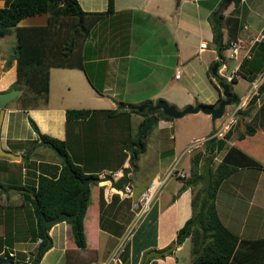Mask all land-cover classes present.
Listing matches in <instances>:
<instances>
[{"label":"crops","instance_id":"obj_1","mask_svg":"<svg viewBox=\"0 0 264 264\" xmlns=\"http://www.w3.org/2000/svg\"><path fill=\"white\" fill-rule=\"evenodd\" d=\"M10 1L11 0H0V7L7 5ZM78 1L81 7L87 11H102L107 7V0ZM244 1L245 0L239 1L242 2V5H235L234 2H230L222 8L225 15H235L238 18L239 26L237 28L236 37L234 38H242L246 42H250L257 30H264V11H260V7H263V3L258 5L256 2H253V5L251 0H248V5L253 7L251 10L256 12L259 18L249 16L248 19L250 22L246 21L245 24L242 23V21L245 18V14L249 13L247 12L248 6L245 5ZM219 2L220 0H114V11L105 14L101 19L103 23L102 27L104 30L106 29L105 33L103 31L101 32L103 36L98 38L87 36L80 44V54L82 62L85 64V70L81 67L51 66L49 70L48 99L45 103L28 108L22 105L10 106V101L6 104L1 126V144L5 148L19 153L20 158L12 159L8 156H0L1 181L13 183L14 181L11 179L15 180L13 177L16 174L13 176V170L17 165H21L20 183L27 185L35 184L38 173L56 175L59 171L61 166L60 161L53 158L44 159L38 157L36 149L39 145L36 143L35 145L31 143L28 146V140L36 139L39 141L38 135L37 138L34 136V129L30 131V134H26L25 131H17L18 133H13L11 135L8 134L13 130L10 127V122L12 123L13 121L11 120L14 116L12 115L13 112H20L22 114L17 113L19 115V118L17 117L20 121L19 123H21L23 119L29 122L28 118L30 116L35 120L41 132L48 133L61 139L65 138L67 132L65 111L66 108L70 107H67L64 101L58 105L49 104L53 76L52 70L54 68L62 69L58 70L55 76L59 78L62 83L64 82L63 79H65L68 89H70V81L76 84L73 87V91H80L81 93H78L79 96L85 94L93 98L97 95L95 96L98 99L96 101L99 102L102 101V99H107L103 100V102L108 104L95 106V108L98 107L100 110L98 112L102 113L103 109L110 106L116 109L117 101L127 102V98H125L124 95L130 92L133 94L142 91L150 93L149 96H143L140 101H137L140 103L144 102L143 104L155 103L159 99H164L176 105L178 108H183L188 104L202 102L198 97L193 101L194 95L186 90H183L180 95L175 97L177 94L172 90L171 84L182 77L181 74L179 77H175V73L180 72L178 68L179 61H184L186 63L188 60L187 54L190 51L191 38H199L202 34L212 41V29L209 15L219 5ZM48 17L49 12H39L22 17L17 24L42 25L47 22ZM98 21H100V19ZM113 23L116 24L117 30L112 32L110 29ZM244 26L245 28L243 29ZM93 28L94 27H92L91 30ZM130 29L134 31L132 36L133 40H131V42V37L126 39L127 31ZM146 31L151 33L147 39L145 38ZM224 34L226 36V27H224ZM7 35H14L16 41L13 28L1 36ZM160 35L162 36L160 37ZM155 37H158L159 40H154L152 43L151 40ZM203 41L207 46L204 37L199 39V44ZM259 42L262 43V41H254L251 44L252 48ZM134 45L137 47V52L132 49ZM199 48L203 49L204 47ZM262 51V49H259L256 55L252 53L249 58L241 56V59H239L238 56L239 69L242 72L241 77L251 79V81L254 80L255 72L253 70L254 67L260 66ZM240 52L243 53L242 50ZM12 55L11 49L8 52L0 46V90L11 88V85L17 78L15 59H11ZM138 57L142 59V62L133 67V58ZM167 57L169 58L168 60H166ZM171 57L176 58L174 65L171 64ZM216 57H219L217 52L215 54V59ZM9 60H11L10 65L7 64ZM217 60L220 61L219 59ZM225 63V69L221 61L216 67V71L221 76H224L223 73H227L231 69L234 60L230 58L227 59L226 57ZM170 68L174 69L173 75L172 73L168 74L167 70ZM128 78L134 80L131 82L136 85V89H129L130 83L127 82ZM137 80L138 82H136ZM262 81L263 80H261V82ZM96 88H98V90ZM217 90L218 94L221 93L220 89L217 88ZM232 93L236 95V93ZM246 94L247 92L243 96ZM218 97L219 96L213 101L207 102L216 104L215 102L218 101ZM247 106L248 103L241 109L247 108ZM262 107H264V103L259 99L255 106V111L251 113L250 116H244L242 112H239V114L236 113L241 127L244 125L243 119L246 118L247 121L255 124L256 131L254 134L245 135L240 139H228L221 150L216 152L214 156L211 155V166L213 161H216V167L223 154L231 145L242 147L241 149L254 156L264 165V111H262ZM154 112L157 114L156 110ZM133 113L134 116L138 117L137 127H139V124L144 122L147 115L145 116L135 111ZM231 114L232 112L227 108L222 116H225L224 120L221 122L222 125L218 130L216 129L215 120L217 118L212 119L210 114L203 111L188 113L185 115L189 116L183 115L180 117H172L171 119L159 117L156 123L153 124V135L151 137L152 141L158 139L157 146L146 140L145 150L139 152L143 154L141 167L146 163L153 164V167L149 170L146 178H144V182L141 183L140 186H137L136 183L130 180V176L132 175L134 177V175L141 174V172H138L140 170L139 164H137V167L133 166L131 170L128 171L129 179L127 182L131 190L129 192H125L124 190L120 193L118 192L120 195L126 196V200L122 205L120 204V208L127 205L130 211L127 212L124 219H121L120 215L117 214V212L120 211L117 205L119 202H122V200L118 199L109 209V214H107L108 219H110L109 221L113 220L114 222L116 221V223L118 222L119 225H117V228H120V233L114 231L116 224L110 222H107L106 228H102L100 225V205L98 206V202V207L88 204L83 218L86 245L84 247H78L74 241L70 223L66 220H60L54 223L48 230L52 244L44 251L38 264H106L109 261V263L112 264V256L119 257L121 264H142L144 261H146L144 264H191L190 235L186 236L181 243L177 244L175 242L178 229L193 216L192 196L200 190L204 184L198 179L202 176L200 175L199 168H197L193 180H190V178L188 179L190 174V156L195 149L204 148L210 135L214 132L216 133V131L218 133L220 130L222 133L225 124L233 123L234 120L230 122ZM113 116L115 115L111 117ZM234 117H236V115L233 116V118ZM82 119L83 118H80L79 120ZM167 127L173 128L175 131L170 134V137L173 139L172 144L168 143V145L165 146L160 135L163 133L162 130ZM19 129H21L20 124L18 130ZM212 129H215V131H212ZM220 135V133L217 134L218 137H220ZM121 137L123 139L127 138L123 137V135ZM251 137H254L253 140H257V142H248L249 140L247 139ZM193 141L195 146L192 147L187 154L189 162L186 165L188 169L185 170L184 164L181 167L186 172V176L184 178L177 175L170 176L174 182H172L169 187L163 188V190L160 189L161 194L158 195V198L153 203L147 216L135 224L131 233L126 237L127 228L134 218V205L140 192L147 186L153 176L164 173L172 162L179 158V152L181 150L183 151L181 155L185 153L188 142L192 145ZM149 143L150 145L151 143L153 144L151 149L153 150L152 152L149 149ZM239 143L242 145L240 146ZM244 143H248L247 146H243ZM123 146V154L116 157L117 159L113 161L115 165L111 168L104 165L101 167V169L104 170L99 169V172H115L116 176H119L121 174V169L124 166L130 165L129 160L131 158V153L128 152L127 147H125V143ZM26 151L30 153V157L27 161H24L22 155ZM111 158L113 157H110V160ZM122 158H124V160L122 164L119 165ZM134 159H136V157H134L133 160ZM204 161L205 159L200 161L202 170ZM93 169L97 168H90V170ZM9 174H12V177H9ZM6 175L7 177H5ZM1 181L0 184L2 183ZM10 187L11 186H0V189L2 188V191H0V237L3 238L0 255L8 257L4 255L5 252H7L9 255L13 256L14 260H18V262L22 263H29L31 257L34 256L39 248L38 244L41 238L37 235V228L35 233L32 232L31 229H29V231L27 229L26 232L24 228V232L18 235L15 225L13 226L12 223L8 225L6 222L3 224V221L6 220L8 216V210L7 206L4 205L1 200L9 202L10 215L14 217H16L14 208L24 203L23 195L19 190L16 189L17 192L11 194L7 193ZM243 189H245V191ZM233 193L239 200L243 198L241 200L246 204V207L244 206L242 214L240 213L241 209L238 211L234 207H229L227 217H221L223 213H221L219 204H223V201L231 198L230 194ZM214 201L218 216L221 217L225 225H231L232 222H235V226H237V221L240 219L239 216L243 215V227L242 224L239 223L237 227L239 229H236L238 235H242V230L247 232L244 226L245 224L248 225L250 230L249 234L251 235L246 233L247 236L244 235L242 237L249 238L264 235L263 167L240 166L231 171V173L218 185L214 195ZM229 202L234 203L235 200L231 199ZM115 208H117L116 214H114ZM224 215L226 214L224 213ZM34 219V224L37 227L36 218ZM11 220L14 221L13 217ZM111 224H113L112 228L114 230H111ZM54 225L61 226L60 229L63 235L59 236L58 233L54 232ZM259 227L262 229H260L258 234L256 233L253 235V230H257ZM114 237L117 239L121 237V242L125 244L126 248L124 253H122L123 249H119V246L115 248L116 242L115 244L112 242ZM172 244H174V247L168 250L167 248ZM241 246L244 247L243 245ZM149 250H157L160 251V253L151 255L147 260H144L145 254Z\"/></svg>","mask_w":264,"mask_h":264},{"label":"trees","instance_id":"obj_2","mask_svg":"<svg viewBox=\"0 0 264 264\" xmlns=\"http://www.w3.org/2000/svg\"><path fill=\"white\" fill-rule=\"evenodd\" d=\"M239 1L240 0H220L219 5L209 15L212 29V41L215 44L216 52L219 56H224L226 54L229 41L236 37L237 28L239 26L237 16L225 15L222 7L230 2H234L235 5H238ZM113 11L114 0H107V7L102 11L84 10L78 0H11L7 5L0 7V36L7 33L12 28L16 35L11 59H15L17 78L11 87H18L16 84L21 86L20 91L22 90L23 94L19 93L16 97H19L22 106L26 108L35 107L47 101L49 70L51 66L81 67L85 70V64L82 62L80 54V44L88 36L91 28L96 21H98V18L103 17L105 14L112 13ZM39 12H49V17L45 24H17L22 17ZM224 27H226V36L224 34ZM55 33L63 34L66 39L60 48L52 50L48 46V41ZM258 46L264 51V42L260 43ZM214 63L218 65V60L215 59L210 64L209 69L212 70V65ZM257 68L258 67H254V70ZM215 74H218V72L216 71ZM218 77L226 83L236 80L235 78L228 80L221 75ZM96 89L98 90V88ZM28 93L29 95H27ZM218 96L217 99L221 97V94L219 93ZM259 99L264 103V79L258 86V93L254 94L249 99L247 108L240 110L244 116L251 115V104L256 103ZM41 100L42 102L40 103L39 101ZM143 103L144 102L132 105L130 110L144 114L145 116L148 115L149 112L143 110L141 107ZM122 104L124 105L125 103L122 102ZM203 104L211 105L212 103ZM260 107L259 110L261 111ZM262 111H264V107H262ZM156 112V120L159 117L172 118V116L165 114L160 108L156 109ZM90 113V108H66L65 116L68 121L71 119L86 118ZM28 119L34 130L38 133L39 141L36 139L31 140L34 145L35 143H45L51 145L59 154L64 153L67 156V161H64L63 158L61 159V166L56 175L38 173L35 184L27 185L19 183L9 185L11 187H16L23 195L24 199L30 200L33 203L37 224V235L41 238L38 244V247H40L44 244L47 237V234L42 231L41 214H44L47 218H52L62 211L72 213L77 207L76 196L81 187V181L88 176L96 177L100 170L98 168L88 170L86 167L84 168V166L74 162L66 149L65 139L41 132L35 120L30 116ZM156 120L153 124L156 123ZM243 123V127L236 130L237 126H240V121L237 120L236 124H232L227 128L223 136H212L206 141L204 148L195 149L191 153L190 169L193 176L197 168L200 169V175L203 174L200 161L205 159L208 154L214 156L216 152L221 150L225 146L227 140L232 137L233 132H237L238 138H242L246 134L251 135L255 133L256 126L254 123L244 119ZM141 125L142 123L139 124L138 131ZM151 126L149 128H151ZM145 134L141 137L142 147H135L133 150L136 153L135 157H137L139 152L145 150L146 143L145 140H143ZM135 140L136 139H132L129 141V149L130 144ZM133 151H131V156ZM29 157L30 153L27 151L22 155V158L26 161ZM123 160L124 158H122L119 165L122 164ZM133 163L134 166L137 167L134 160ZM240 166H259L264 168V165L254 156L235 145H231L223 154L215 169H211L210 195L205 199L203 205H201V198L205 187L204 184L201 189L192 196L193 216L178 229L175 239V242L178 244L181 243L186 236L190 235L191 264H264V235L246 238L234 233L220 221L215 206L214 195L218 185L231 173V171ZM0 186L5 187L2 183ZM118 199V194H115L109 202L102 198L100 203L101 227L106 228L107 222L116 224L115 230L112 228L113 224H111V230H114L116 233H120V228H117L119 224L113 220L109 221L110 219H108L107 214H109V209ZM89 202L90 187L88 186L82 196L81 209L77 217L74 219H61L70 223L73 238L78 247H84L86 245L83 218ZM197 214H200V222L189 223ZM2 244L3 238L0 237V250ZM51 244L50 242L39 254L35 253L34 256L31 257L29 264H38L42 254ZM125 249L126 248L123 249L122 253L125 252ZM4 255L10 257L13 264L22 263L18 262V260H14L13 256L9 255L7 252H5ZM3 258L4 256L0 255V264H8L1 262ZM145 262L146 261L142 264Z\"/></svg>","mask_w":264,"mask_h":264},{"label":"rangeland","instance_id":"obj_3","mask_svg":"<svg viewBox=\"0 0 264 264\" xmlns=\"http://www.w3.org/2000/svg\"><path fill=\"white\" fill-rule=\"evenodd\" d=\"M245 5L248 6V10L247 12L249 14H245V18L242 21V23L246 24L247 22H250V20L248 19L249 16L251 17H255V18H259V15L256 14V12H254L253 10H251V6L248 5L249 1L245 0ZM252 4L253 2H256L258 5L263 3V7H260V11H264V0H251ZM255 3V5H256ZM239 5H242V2H238ZM244 5V3H243ZM254 5V4H253ZM100 19V21H96V23L94 24V28L91 30V33L88 34L89 36H93V37H101L103 36V34H101V32L103 31L104 33L106 32V29H103V23L101 21L102 17L98 18V20ZM146 25V24H145ZM115 26V27H114ZM153 26V25H152ZM245 28V26L243 27V29ZM99 29V30H98ZM109 29V28H108ZM112 32L116 31V24L113 23L112 27L110 29ZM126 31V30H124ZM133 29H130L129 31H127L126 34V39L128 37H131V40H133ZM97 34V35H96ZM162 34V33H161ZM146 39L149 38V36L151 35V33H148L146 31ZM162 35H160L161 37ZM5 37V38H4ZM201 37H204V39L207 42V46L204 47L203 49H200V44H199V39ZM65 37L63 34H53V36L49 39L48 41V46L50 47V49L52 50H57L58 48H60L62 46V44H64L65 42ZM154 40H159L158 37H155L151 40V42L153 43ZM259 43L255 44L254 48H250V54L253 53V55H256V53L258 52V50L260 49V46H258ZM0 46L4 48V50L6 51H12L13 53V49L15 46V37L14 35H7V36H0ZM132 49L137 52V47L136 45L132 46ZM264 49V46H263ZM215 54H216V50L214 47V43L211 41V39L207 38L206 36H203L201 34V36H199V38H191L190 40V51L188 52V60L186 61V63L184 61L180 62L179 61V71L180 74L182 75V77L177 80L174 81L171 85H172V90L175 92V94H177L175 97H177L178 95H180L183 90L189 91L192 95H194V100H196V98L198 97L200 100H202V102L200 103H211V102H207V101H213L217 96V88L220 89V91H222V87L220 86L219 82H220V78L218 77V74H213L212 70L209 69L210 64L214 61L215 59ZM262 61H261V65L255 69V78L257 79L260 76H262V74H264V51H262ZM239 59H241L242 56V52H240V54L238 55ZM169 58L167 57L166 60H168ZM175 57H171V64L174 65V63L176 62ZM216 59H218V57H216ZM229 59V58H227ZM10 61V60H9ZM133 67L139 65L142 62V59L140 57L138 58H133ZM10 62H7L8 65H10ZM220 63V61H218V64ZM249 64V63H247ZM55 69V68H54ZM54 69L52 70V81H51V89H50V100H49V104L50 105H58L60 103H62L63 101L65 102V105L67 107L70 108H90L91 109V113L88 117H86L85 119L83 118L82 120H75V119H71L67 121V132L65 135V140H66V149L68 151V153L70 154L71 159L74 162H77L79 164H81L82 166H84V168L86 167V169L90 170L91 167L93 168H98L101 169L102 166L106 165L107 167L111 168L113 167L115 164L113 161H115L121 154H123V144L125 143V147H127L128 152L131 153V144H130V149H129V142L132 139H137L139 131H138V117L134 116V111L130 110V107L132 105L135 104H139L140 99L143 96H149L150 93H148L147 91H142V92H138L136 94H133L132 92L127 93L124 95L125 98H127V102H125V105H120L122 104V102L124 101H117V105H116V110H114L113 106L107 107L105 109H103V113L102 112H98L100 111L98 109V107L95 108V106H100V104L106 105L108 103H104L103 100H107V99H102V101H96L98 100L95 96L93 98H91L89 95H81L79 96L78 93H81L80 91H73V87L76 85L73 81H70V89H68L66 87V83H65V79L64 82L62 83L59 78H57L55 76V73L58 70H62L60 68H56L55 72ZM168 74L174 73V69H169L167 70ZM86 73V72H85ZM64 77V75H63ZM89 79V78H88ZM134 81L133 79H127V82H129V89H136V85L133 84ZM138 82V80L136 81ZM18 87L16 88H21L20 85L16 84ZM228 85L231 87V91L236 93V95L240 98L243 97V95L246 92H251V86H252V81L251 79H246L245 77H239L238 79H236L235 81H230L228 83ZM184 88V89H183ZM23 94V91H20V94ZM85 93V92H84ZM29 95V93L27 94ZM99 96V95H98ZM100 97V96H99ZM23 100V99H22ZM40 103L42 102L39 101ZM19 99V97H14L13 99L10 100L9 105L10 106H17V105H22V103ZM256 103H252L251 104V113H253L255 111V106ZM120 105V106H119ZM245 106V105H244ZM235 105H227L228 110H230L232 112V110L234 109ZM16 113V115H15ZM17 113L20 112H13L12 115H14L12 117L11 120L12 123L10 122V127L13 129L11 132H9L8 134H13V133H18L17 131H25L26 134H30V131L33 130L34 128L32 127V125L29 122L21 121V123H19L20 121L17 119V117L19 118V115ZM22 114V113H20ZM188 114V113H187ZM112 115H115L113 117H111ZM236 117H234V121H233V125L236 124L237 120H238V116L237 114H235ZM234 115V116H235ZM185 116H189V115H185ZM250 116V115H248ZM225 117V116H224ZM224 117H219L216 120V129L218 130V128L222 125V121L224 120ZM123 118V119H122ZM184 118V117H182ZM28 120V119H27ZM185 120V119H184ZM183 120V121H184ZM244 120H246V118H244ZM19 124L21 125V129L18 130L19 128ZM230 124L229 127L232 125ZM153 126H151V128L148 129V131L146 132L145 136H143V140H145V143L148 142H152L153 144H155L157 146L158 144V139L152 141L151 137L153 135ZM236 127V126H235ZM243 127V126H242ZM241 126H237V129H241ZM226 129V128H225ZM225 129L222 131H225ZM16 131V132H15ZM163 133L162 135H160L163 139V143L164 145H168L172 144L173 139L170 137L171 133H174V129L167 127L164 130H162ZM212 131H215V129ZM125 132V134H124ZM215 133V132H214ZM221 134V135H222ZM38 133L35 131V138H37ZM123 135V137H127L125 139H123L121 136ZM220 135V136H221ZM248 135V134H246ZM28 137V136H27ZM135 137V138H134ZM237 139V132H233V135L231 137V140ZM254 137H251L247 140H249L248 142H257V140H253ZM240 139V138H238ZM147 140V141H146ZM135 142V141H134ZM261 142V141H260ZM33 143V141L28 140V146ZM149 143V149L152 152L153 150V144ZM237 143V142H236ZM197 144V143H196ZM240 146L242 145L241 143H239ZM248 143H244L243 146H247ZM39 147L36 149V151L38 152V157L41 158H46V159H57L58 161H60L61 163V159L62 156L61 154H59L51 145L42 143V144H38ZM191 143L188 142V145L186 146V148L188 146H190ZM194 141L192 144V147H194ZM237 146V145H235ZM239 147V146H237ZM185 148V149H186ZM240 148V147H239ZM242 148V147H241ZM244 148V147H243ZM243 150V149H242ZM190 151V150H189ZM189 151H186L185 153H183L181 155V153L183 152L182 150L179 152V158L178 163H177V167L181 168L182 165L184 166L185 170L188 169L187 165L188 164V159H187V154ZM223 152V151H222ZM181 155V156H180ZM220 155V153H219ZM110 157L111 158L110 160ZM142 157L143 154H138V156L136 157V159H134L136 164H139V168L140 170L138 172H141V174H136L134 175V177L131 175L130 176V180L133 183H136L137 186H140L141 183L144 182V178H146V176L148 175L149 170L153 167V164H149L146 163L143 167H141L142 165ZM26 161V160H24ZM118 161V160H117ZM116 161V162H117ZM175 161V160H174ZM174 161L172 162V164L168 167L171 168V166L174 164ZM115 162V163H116ZM215 163L216 161H213V164L211 166L212 170L215 167ZM248 167V166H247ZM252 167V166H249ZM104 170V169H101ZM167 170H165L166 172ZM20 172H21V165H17L15 166L14 170H13V179H11L12 181H14L13 183H5L1 178L0 175V181L2 182V185L5 186H9L11 184H19L20 183ZM164 172V173H165ZM34 173V171H33ZM161 173V174H164ZM189 173V172H188ZM187 173V174H188ZM1 174V172H0ZM106 174L105 171L102 172H98V175H104ZM4 177V176H2ZM7 177V175L5 176ZM9 177H12V174H9ZM185 177V176H184ZM183 177V178H184ZM190 178V180H193L194 176L191 174V169H190V174L188 179ZM9 180V179H8ZM7 181V180H5ZM172 182H174V180L169 176L168 180L166 181V183H164L160 189L163 190V188H167L169 187ZM5 183V184H3ZM103 184V185H102ZM100 185V186H99ZM90 187V202L89 204L96 205L97 206V202H98V206L100 205L102 198H104L107 202L108 200L110 201L112 199V196L115 194H118L119 199L122 200V202H119L117 205V208L119 207L120 211L117 212V214L120 215L121 219H124L125 216L127 215V212L130 211V208L127 207V205H125L124 207L122 206V208H120V206L123 204V202L126 200V196L120 195L118 192V190L120 189H116L114 187H110L109 181L107 180H101V181H92L89 184ZM18 190V189H17ZM245 191V189H243ZM0 191H2V188L0 189ZM114 191V192H113ZM13 192H17L16 191V187H10L9 191L7 193L11 194ZM161 194V191L158 190L156 193V196L149 208V210L151 209L153 203L155 202V200L158 198V195ZM203 195H204V191H203ZM202 195V197H203ZM107 197V198H106ZM230 197L228 200L226 199V201H223V204H219V207H221V213H223V215H221V217L226 218L228 215V208L229 207H234L236 208L238 211L241 209L240 213L242 214V212L244 211V206L246 207V204H244L243 198H241L240 200L238 198L235 197L234 193L230 194ZM93 198V200H92ZM233 199L235 200L234 203H230L229 201ZM2 203L4 205L7 206V210H8V216L6 218V220L3 221L6 222L8 225H10L12 223V225L16 227L17 231H18V235L22 234L24 232V228L27 232V229L29 231V229H31L32 232H36V226L34 224V208H33V203L30 200H26L24 199V203L21 205H18L15 209V213H16V217L11 216L10 215V204L7 201L1 200ZM201 202H202V198H201ZM96 203V204H95ZM121 204V205H120ZM202 205V203H201ZM97 206V207H98ZM117 208H115L114 210V214H116ZM227 208V209H226ZM135 210V208H134ZM149 210L147 211L146 215L140 217L134 224H137L141 219H144L147 214L149 213ZM224 213L226 215H224ZM113 214V215H114ZM13 217V220L12 219ZM220 218V221L224 224V222L222 221V219ZM240 219L237 221V226H235V222H232L231 225H225L228 229H230L231 231H233L234 233L236 232L239 223L242 224L243 227V215L239 216ZM134 222V219L133 221ZM191 221H189L190 223ZM247 223V222H246ZM245 229L247 232H244L242 230V235L241 236H247L246 233H248V235L250 233L249 227L247 224L244 225ZM10 228V227H9ZM54 232L58 233V235H63V232L61 231V226L60 225H54ZM260 229H262L261 227H259L257 230L254 229L253 231V235L254 234H258ZM132 231V229L127 233V236L130 234V232ZM263 233V232H261ZM112 242L115 244L116 242V246L115 248H117V246H119V249H124L125 248V244H123L121 242V237L119 239L117 238H113ZM123 244V245H122ZM244 245V244H243ZM190 254H191V245H190ZM261 264V263H260Z\"/></svg>","mask_w":264,"mask_h":264},{"label":"water","instance_id":"obj_4","mask_svg":"<svg viewBox=\"0 0 264 264\" xmlns=\"http://www.w3.org/2000/svg\"><path fill=\"white\" fill-rule=\"evenodd\" d=\"M216 67H217V64L214 63L212 65V73L213 74H215V72H216ZM219 84L222 87V91H221L222 98H220L218 100L217 104L204 105L203 103H197V104H188V105L184 106L183 108H178L176 105L169 103V102L165 101L164 99H159L155 103L142 104L141 105L142 109L148 111L149 114L146 116L144 122L141 125V128H140V131H139V134H138L136 141L131 144V150L133 151L135 147H137V148L142 147L141 137L149 129V127L155 122L156 114L154 111L156 109L160 108V109H162V111L165 114L172 116V117H180V116H183L187 113H193V112H197V111H203L207 114H210L212 119L221 117L224 114V112L226 111L225 110L226 106L235 104L238 101V97L230 91L228 83L220 80ZM18 93H19V88H16V87H11L7 90H0V156H8L12 159H19L20 154L17 152H14L11 149H8V148H5L4 146H2V144H1V126H2V122H3L4 114H5L6 104L11 99L16 97L18 95ZM61 156H62L64 161H67L66 154L62 153ZM135 156H136V153L133 151L132 156L129 160L130 165L124 166L121 169V174L119 176H116L115 172H106V174L97 175L96 177H94V176L85 177L81 181V187L77 192V196H76L77 197V207L72 213H67V212L62 211L52 218H47L44 214H41L42 231L45 234H47V237H46V241L44 242V244H42L37 249L36 254H39L45 247H47L50 244L51 238H50V235L48 233V230L50 229V227L54 223L60 221L63 218L74 219L77 217V215L81 209L82 196H83L85 190L88 188L90 182L107 180V181H109L110 186H112L116 189H121L123 184L128 182V179H129L128 178V171H130L131 168L134 166L132 161H133V158ZM211 160H212L211 154H208L205 158L204 163H203V174H202V176H200L198 178L205 185L204 195L202 197V202H201L202 205H203L205 199L210 195ZM199 222H200V214H197L196 217L193 218L190 223H199ZM173 247H174V244H172L167 249L169 250L170 248H173ZM159 253H160V251H157V250H149L148 252H146L144 260H147L151 255H155V254H159ZM1 262L13 264V261L10 257H4L1 260ZM21 264H29V263L23 262Z\"/></svg>","mask_w":264,"mask_h":264},{"label":"built area","instance_id":"obj_5","mask_svg":"<svg viewBox=\"0 0 264 264\" xmlns=\"http://www.w3.org/2000/svg\"><path fill=\"white\" fill-rule=\"evenodd\" d=\"M256 41H262L264 42V30L260 29L255 32L250 42H246L242 38H234L230 39L229 44L227 46V51L224 56H219L218 59L221 61L224 69L226 68L225 58H230L234 60V64L232 65L231 69L227 73H223V75L228 79L231 80L232 78H239L242 76V72L239 69V62H238V55L240 54V51L242 50V56L243 57H250V47L253 42ZM205 42L200 43V47H205ZM180 72L175 73V77H179ZM264 74L260 76L257 79L252 80V86H251V92H247L245 96L240 98L238 102L235 104L234 109L232 110L231 114V120L232 122L234 120L233 116L238 112L239 109L244 107L249 101V99L254 95L258 93V86L263 80ZM230 124H225L224 129L228 128ZM225 129V130H226ZM222 134V133H221ZM192 145L186 148L185 151L191 150ZM177 175L179 177L186 176V172L182 168L177 167V160L174 162V164L171 166V168H168L167 171L164 174H157L151 178L147 186L140 192V194L137 197V200L135 202L134 208H135V214H134V222H131V224L127 228V233L134 228L135 222L142 217L143 215L147 213L149 210L155 196L158 190H160L161 186L166 182L169 176ZM124 190L125 192H129L131 190V187L129 184H124L123 188L118 190L119 193ZM133 221V220H132ZM126 233V237L127 236ZM131 233V232H130ZM110 262V261H109ZM106 264H110V263ZM112 264H121V260L119 257H111Z\"/></svg>","mask_w":264,"mask_h":264},{"label":"flooded vegetation","instance_id":"obj_6","mask_svg":"<svg viewBox=\"0 0 264 264\" xmlns=\"http://www.w3.org/2000/svg\"><path fill=\"white\" fill-rule=\"evenodd\" d=\"M220 94H221V93H220ZM220 98H222V94H221V97H220ZM220 98H219V99H220ZM219 99H218V100H219ZM217 102H218V101H217ZM217 102H216V104H217ZM237 102H238V101H237ZM237 102H236V103H237ZM236 103H235V104H236ZM235 104H234V105H235ZM225 110H227V106H226V109H225ZM240 110H241V109L238 110L237 114H239V112H241ZM225 112H226V111H225ZM225 112H224V113H225ZM223 115H224V114H223ZM223 115H222V116H223ZM222 116H221V117H222ZM218 133L221 134V130H220ZM218 133H217V131H216V133H213L212 135H210V137H212V136H217ZM210 137H208V138H210ZM125 184H127V183H125ZM123 186H124V184H123ZM123 186H122V188H123Z\"/></svg>","mask_w":264,"mask_h":264},{"label":"clouds","instance_id":"obj_7","mask_svg":"<svg viewBox=\"0 0 264 264\" xmlns=\"http://www.w3.org/2000/svg\"><path fill=\"white\" fill-rule=\"evenodd\" d=\"M238 100H239V99H238ZM226 130H227V129H226ZM226 130H225V131H226ZM225 131H224V132H225ZM224 132H223V134H224ZM223 134H222L221 136H223ZM221 136H220V137H221ZM174 162H175V161H174ZM121 189H122V188H121Z\"/></svg>","mask_w":264,"mask_h":264}]
</instances>
